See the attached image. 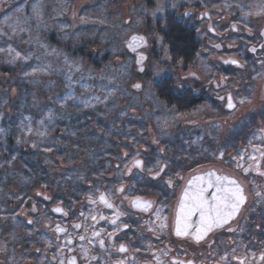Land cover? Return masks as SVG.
<instances>
[{
    "label": "flooded vegetation",
    "instance_id": "obj_1",
    "mask_svg": "<svg viewBox=\"0 0 264 264\" xmlns=\"http://www.w3.org/2000/svg\"><path fill=\"white\" fill-rule=\"evenodd\" d=\"M181 21L194 30L198 48L190 62L164 67L154 82L153 99L173 132L156 130L151 140L128 130L122 146L107 139L101 151L115 156L93 179L50 187L27 220L37 246L25 264H264V16L243 13L231 27L207 12L185 13ZM209 172L235 180L245 201L201 239L198 214L188 234L177 236L183 192ZM20 221L11 220L7 242L0 230V264H23Z\"/></svg>",
    "mask_w": 264,
    "mask_h": 264
},
{
    "label": "rangeland",
    "instance_id": "obj_2",
    "mask_svg": "<svg viewBox=\"0 0 264 264\" xmlns=\"http://www.w3.org/2000/svg\"><path fill=\"white\" fill-rule=\"evenodd\" d=\"M11 1L15 3L0 0V89L9 87L10 98L19 90L26 93L30 111L21 118L29 145H35L37 138H48L49 144L63 150L57 157L50 147L44 150L45 163L51 156L47 164L50 183L32 188L31 197L23 200L16 184L0 187V230L5 228L7 242L12 234L9 227L14 226L11 220L21 217L22 238L29 236L22 246L25 264L37 246L27 220L50 187L67 180L77 183L85 178L88 183L93 179L99 164L115 156L101 151L107 139L110 145L122 146L121 134L128 130L136 135L147 133L151 140L156 130L173 132L174 123L162 119L163 106L153 99L161 70L178 63L163 34L168 20L207 12L216 19H229L231 27L243 13L253 19L263 17L264 0ZM134 36L142 42L131 48ZM230 38L235 42L236 36ZM74 117H82L83 129L66 142L61 136ZM236 139L229 137L230 145ZM67 151H74L76 157L68 160ZM94 152L98 157L93 158ZM91 165L94 171L86 169ZM70 167H76L80 175Z\"/></svg>",
    "mask_w": 264,
    "mask_h": 264
},
{
    "label": "trees",
    "instance_id": "obj_3",
    "mask_svg": "<svg viewBox=\"0 0 264 264\" xmlns=\"http://www.w3.org/2000/svg\"><path fill=\"white\" fill-rule=\"evenodd\" d=\"M6 1H9L6 3L13 2L11 0ZM1 3H3V0ZM1 7L0 12L3 11ZM166 24L163 34L165 41L169 45L170 55L173 56L175 62L180 59L187 63L190 62L192 55L195 54L198 48L194 30L175 17H171ZM9 91V87L4 90L0 89V187L16 184L17 188H19L20 196L25 200V198L31 197L32 188L50 183L51 176L48 172L50 167L47 164L51 156L47 157V162L45 163L43 159L44 150L50 147L55 157L61 155L60 153L63 150L58 145L49 144L50 139L48 138H37L35 145H29V136L23 132V130L28 129L24 126L25 121L21 118L22 113L30 111V104L25 103L27 95L24 91L19 90L16 97L10 98ZM81 118L74 117L70 123L65 124V134L61 136L63 140L66 142L70 141L69 136L83 129L82 127L80 128ZM50 124L47 122L46 130L51 128ZM67 124H71V127L69 128ZM64 157L72 160L76 157V153L67 151L64 152ZM96 157H98L97 153L94 152L93 158ZM75 168L70 167L69 169L80 175ZM86 169L94 171L95 167L91 165L86 167ZM76 174L73 173L72 177L76 178ZM10 194L13 195L12 193ZM27 242V238L21 239L23 247H25Z\"/></svg>",
    "mask_w": 264,
    "mask_h": 264
},
{
    "label": "snow or ice",
    "instance_id": "obj_4",
    "mask_svg": "<svg viewBox=\"0 0 264 264\" xmlns=\"http://www.w3.org/2000/svg\"><path fill=\"white\" fill-rule=\"evenodd\" d=\"M139 38L133 37L129 43V47H134L136 41ZM234 63V61H233ZM135 87L139 88V85ZM228 107L233 108L231 97L228 98ZM134 166L139 168L142 166V162L136 160ZM188 187L185 188L179 209L176 216V228L175 232L177 236L187 235L190 227L191 217L199 215V226L196 228V239H201L204 234L210 231L213 227H219L228 222L236 212L240 205L244 203L245 197L243 190L237 184L235 180H231L225 176L216 175L214 172L206 173L205 175H197L188 182ZM214 188L215 191L208 198L209 189ZM123 191V189H121ZM101 201L108 207L107 201L101 196ZM137 206L140 202L137 201ZM145 208L150 205H143ZM54 211H60V209H54ZM116 223L115 220L112 221ZM76 227H79L78 225ZM61 231V229H57ZM96 235H99L98 233ZM81 239H84L81 237ZM125 249L121 247V251ZM264 259V257H261ZM74 264V261L72 262Z\"/></svg>",
    "mask_w": 264,
    "mask_h": 264
},
{
    "label": "water",
    "instance_id": "obj_5",
    "mask_svg": "<svg viewBox=\"0 0 264 264\" xmlns=\"http://www.w3.org/2000/svg\"><path fill=\"white\" fill-rule=\"evenodd\" d=\"M134 37L139 38V39L136 41L135 45H134V47H137V46L142 42V38L139 37V36H134ZM132 38H133V37H132ZM132 38L130 39L129 43L132 41ZM131 48H133V47H131Z\"/></svg>",
    "mask_w": 264,
    "mask_h": 264
}]
</instances>
